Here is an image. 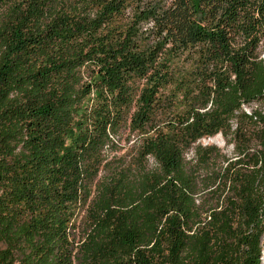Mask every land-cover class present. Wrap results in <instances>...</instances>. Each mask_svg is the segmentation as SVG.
<instances>
[{
	"label": "trees",
	"instance_id": "obj_1",
	"mask_svg": "<svg viewBox=\"0 0 264 264\" xmlns=\"http://www.w3.org/2000/svg\"><path fill=\"white\" fill-rule=\"evenodd\" d=\"M263 54L264 0H0V264H262Z\"/></svg>",
	"mask_w": 264,
	"mask_h": 264
},
{
	"label": "rangeland",
	"instance_id": "obj_2",
	"mask_svg": "<svg viewBox=\"0 0 264 264\" xmlns=\"http://www.w3.org/2000/svg\"><path fill=\"white\" fill-rule=\"evenodd\" d=\"M264 57V54L263 56ZM126 137V135L124 136ZM133 142L126 143V141L120 143V150L116 153L117 155H123V154H131L133 151ZM203 145H217L220 148L224 149V151L228 154L231 153V148L225 146V142L222 139L220 135L213 137V138H206L201 141ZM262 264H264V239H263V258H262Z\"/></svg>",
	"mask_w": 264,
	"mask_h": 264
}]
</instances>
